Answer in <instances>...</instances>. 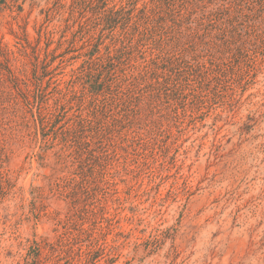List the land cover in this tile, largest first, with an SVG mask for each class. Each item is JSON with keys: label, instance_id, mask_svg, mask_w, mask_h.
<instances>
[{"label": "rangeland", "instance_id": "374dc122", "mask_svg": "<svg viewBox=\"0 0 264 264\" xmlns=\"http://www.w3.org/2000/svg\"><path fill=\"white\" fill-rule=\"evenodd\" d=\"M72 1L0 0V110L38 124L23 96L39 89L54 112L44 130L0 122V264H264V44L125 142L97 185L78 175L76 200L50 142L86 60Z\"/></svg>", "mask_w": 264, "mask_h": 264}, {"label": "trees", "instance_id": "16d2710c", "mask_svg": "<svg viewBox=\"0 0 264 264\" xmlns=\"http://www.w3.org/2000/svg\"><path fill=\"white\" fill-rule=\"evenodd\" d=\"M70 10L80 13L86 60L71 83L80 87L66 101L71 113L50 142L54 166L66 167L62 180L76 200L89 195L125 142L152 131L181 102L203 99L205 86L232 61L242 63L264 44V0H73ZM23 97L40 122L31 124L16 102L21 113L0 110L10 135L52 123L42 91Z\"/></svg>", "mask_w": 264, "mask_h": 264}]
</instances>
